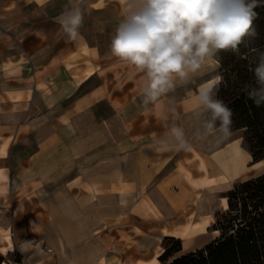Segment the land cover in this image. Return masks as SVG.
Listing matches in <instances>:
<instances>
[{
    "label": "crops",
    "instance_id": "1",
    "mask_svg": "<svg viewBox=\"0 0 264 264\" xmlns=\"http://www.w3.org/2000/svg\"><path fill=\"white\" fill-rule=\"evenodd\" d=\"M74 3L85 15L69 41L56 17ZM128 11L126 0H0V252L19 250L23 264H163L167 236L182 240L176 256L199 249L220 233L212 225L228 207L224 179L251 166L240 138L201 147L195 97L212 79L194 91L192 77L179 94L177 82L143 106L145 75L110 49ZM103 103L111 110L102 113ZM173 124L190 151L160 149ZM31 133L36 149L20 162L35 161L46 183L58 180L53 193L18 184L12 170Z\"/></svg>",
    "mask_w": 264,
    "mask_h": 264
},
{
    "label": "clouds",
    "instance_id": "2",
    "mask_svg": "<svg viewBox=\"0 0 264 264\" xmlns=\"http://www.w3.org/2000/svg\"><path fill=\"white\" fill-rule=\"evenodd\" d=\"M126 3L129 11L117 26L110 49L114 57L145 75L141 88L145 108L174 91L177 82L186 84L202 74L219 50H237L245 36L254 34L252 25L257 14L253 9L257 0H126ZM84 15L85 9L74 3L56 17L69 41L80 36ZM255 74L260 87L249 92V96L259 105L264 102V56ZM212 80L197 90V115L204 117L203 135L228 138L231 111L213 99V89L220 77ZM217 120L221 122L219 127ZM159 146L162 151H190L192 147L183 129L175 124ZM6 183L0 177V185ZM5 195L7 189L0 186V197Z\"/></svg>",
    "mask_w": 264,
    "mask_h": 264
},
{
    "label": "trees",
    "instance_id": "3",
    "mask_svg": "<svg viewBox=\"0 0 264 264\" xmlns=\"http://www.w3.org/2000/svg\"><path fill=\"white\" fill-rule=\"evenodd\" d=\"M253 11L257 14L254 34L245 36L237 50H219L214 57L219 63L220 82L213 89V99L231 111L229 130L243 131L255 163L264 160V102L258 105L249 92L260 87L255 69L264 56V0H257ZM215 123L220 126L221 122ZM224 196L228 207L216 213L212 225L219 235L178 256L182 240L167 236L159 257L163 264H264V171L236 182ZM14 253L13 263L22 264V254ZM5 259L0 252V264Z\"/></svg>",
    "mask_w": 264,
    "mask_h": 264
},
{
    "label": "rangeland",
    "instance_id": "4",
    "mask_svg": "<svg viewBox=\"0 0 264 264\" xmlns=\"http://www.w3.org/2000/svg\"><path fill=\"white\" fill-rule=\"evenodd\" d=\"M5 49L8 52H10L9 49H7V47ZM216 61L215 60L209 61L207 69L205 68L207 71H203L202 74H198V75L194 76V80L192 83V87H193L192 89L194 91L201 81L211 80L213 77L218 76L219 63ZM51 69H52V67L49 68V70H51ZM4 70H5L4 68H1L2 76H5V75H3ZM211 81H213V80H211ZM189 84L190 83L179 85L178 86L179 88H177V90H176L177 94L184 92L185 90L189 91V89H190V88H188ZM111 108L112 107L108 103H103V104H100L98 106L99 110L102 109V113L108 112L109 110H111ZM216 127H219V126H216ZM230 132H231V136L228 138H223L219 134L204 136V138L201 140L202 149L206 152H210L213 149L220 147L224 143L231 141L233 139H236V138H240L243 141V145L247 147V144L243 138V131L242 130L237 129V130H232ZM33 134L34 133H31L30 138H29V142L31 145L20 146V147L15 148L14 153L17 155V157H15V158H17V161L11 164L12 170L14 173H16L18 175V179H19L18 184H20V182H23L24 184H27V185L29 184L32 186V188L34 190H36L38 192L42 190V193H45V194H47L46 192H47V188H48V189H50L49 190L50 193H53L54 191H51L50 187L55 186L56 183L58 182V180H49V182L46 183L45 180H42L39 177L38 174L40 171V167L38 166V164H36L35 161H32V163H27V164L26 163L22 164L20 162V158L26 159L36 149V146H35L36 138H35V135H33ZM96 152H97V155H101L105 152V149L103 146H98ZM81 157H82V160H81L82 164H86L87 165L86 168H87L88 167V161H86L87 156L82 155ZM25 165H27V167ZM69 169L70 170L72 169V163L69 164ZM263 171H264V160H261V161L255 162V163L252 160L251 166L249 167V169L247 171L238 172L236 174V176L228 177V178L224 179V186L223 187L221 186V188L224 189V191H222V195H225L226 191L229 188H231L236 182L247 179L246 177L250 178V177L257 176L258 174H261ZM23 174L32 175L33 179L32 180L30 178L25 179L23 177ZM81 186L84 187L85 185L81 184ZM84 191H87V189H84ZM16 251L20 252L19 250H16ZM2 254L5 255L4 253H2ZM21 254H22V257L24 260V254L23 253H21ZM5 256H6V259L1 264H3L4 262H8L9 264H14L13 260L16 257L15 253L13 254V252H12V254L9 253V254H6ZM10 260H12V261L9 262Z\"/></svg>",
    "mask_w": 264,
    "mask_h": 264
}]
</instances>
